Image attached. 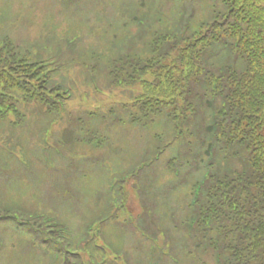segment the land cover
Returning a JSON list of instances; mask_svg holds the SVG:
<instances>
[{
    "label": "trees",
    "instance_id": "trees-1",
    "mask_svg": "<svg viewBox=\"0 0 264 264\" xmlns=\"http://www.w3.org/2000/svg\"><path fill=\"white\" fill-rule=\"evenodd\" d=\"M11 1L0 0V199L28 172L26 163L45 167L43 136L54 123L74 128L51 148L58 154L63 149L69 162L83 163L62 167V176L72 184L96 171L99 179L95 198L84 197L81 187L62 191L74 206L59 216L65 231L55 249L60 242L75 248L67 243L63 252L45 251L38 242L34 247L47 255L29 264H264V0H67L79 27L67 12L66 31L54 24L57 33L23 42L14 28L24 15L6 12ZM84 1L102 6L95 11L103 18L93 15L91 22L76 8ZM99 31L107 34L100 48L112 49L106 83L98 76L102 52L91 50L89 58L72 61L64 53L83 43L99 47L86 40ZM73 61L84 67L83 78H95L85 85L101 93L118 87L113 98L82 95L73 101L77 86L65 75ZM29 121L40 126L33 140L18 133ZM121 131L124 145L118 141ZM17 135L36 148L31 151ZM135 138L139 148L129 147ZM73 142L82 143L81 151L68 149ZM116 147L117 164L98 161L96 150ZM134 167L140 186L133 188L143 207L132 223L141 227L136 238L142 243L131 254L129 244L110 237L121 227L118 217H130L114 199L121 173ZM108 172L120 177L106 180ZM180 192H186L183 202L168 205L166 199ZM81 201L93 212L79 213L86 219L77 228L65 217L77 214ZM7 207L0 204V220L13 216ZM15 209L29 219L27 233H38L32 220L42 212ZM81 243L90 261L80 254Z\"/></svg>",
    "mask_w": 264,
    "mask_h": 264
},
{
    "label": "rangeland",
    "instance_id": "rangeland-1",
    "mask_svg": "<svg viewBox=\"0 0 264 264\" xmlns=\"http://www.w3.org/2000/svg\"><path fill=\"white\" fill-rule=\"evenodd\" d=\"M9 1V0H8ZM7 3V2H6ZM67 0H12L6 6L7 13L13 12H22L24 17L22 20L19 21V25L17 28H14V33L18 37L20 42H23V39L31 38L35 39L49 30H53L57 33L54 28V24H57V28L60 29V33H63L67 23L65 22L64 15L67 14L70 17V23L74 25V27H79L80 18H73L71 16V11L67 6ZM102 6L96 5L93 1H84L83 4L80 3L76 8L81 9L83 8L84 14L88 16L90 21L93 20V15L96 19H102L103 15L100 11H95L100 9ZM75 8V6H74ZM57 17V18H56ZM50 26L53 29H50ZM108 32V31H106ZM89 43H93L96 46H87L83 43V46H76L73 49L65 50V58L69 61H72L73 58H76L78 55L89 58L90 51L94 50L96 52H102L103 55L99 59L100 65L98 73L99 78L103 83L111 80L110 69L111 66L108 65V59L110 54L112 53L111 46L100 48L106 45L107 34H104L102 31H99L97 37L87 36L86 39ZM69 67L65 71V75L68 76V79L75 83L77 86V91L74 93L75 100L76 96L81 97L84 95L85 97L91 99H100L101 101L112 99L115 90L118 87H108L106 88L107 93H101L95 90L93 87L85 85L86 81L91 85L95 83V78H90L84 75V67L82 64H77L73 61ZM62 69V68H61ZM57 71L55 74L59 75L60 71ZM57 70V69H56ZM117 94V93H116ZM118 95V94H117ZM103 101V102H104ZM44 121V120H41ZM38 123L28 122L27 126L22 129L18 130L19 134L25 135L27 138H31L33 140V136L39 132L40 126L37 125ZM18 138L21 135H17ZM22 137V136H21ZM24 137V136H23ZM46 139L47 148L50 147L51 151L49 153H55L54 150L51 148L52 144L55 145L53 138L48 135L43 136ZM21 142L24 144L30 145L31 151L36 147L33 146V142H28L24 138H19ZM118 141L121 144H126V133L121 131L118 135ZM1 145V143H0ZM82 143L81 142H73L69 145V149L71 152L80 151ZM140 141L139 139L135 138L132 142L129 143V147H136L139 148ZM40 147V146H39ZM117 151V147L113 150L108 149H98L96 150L95 154L98 157V161H100L103 165L111 163L115 161V164L118 162L119 155L115 154ZM65 154V153H64ZM64 154L59 156L55 154L56 157L52 159L54 163L53 167L43 166V169L37 165L35 168L36 172H23L21 179L17 182L15 186H10V191L0 199V204L5 208L6 206L8 209H12L8 211V215L13 216H5L1 218L2 224H0V245L3 257L0 259V264H29L30 261L33 262L34 260H38V257L43 255L46 256L47 253H44L41 249L34 247V244L38 242H44L45 251H54L59 250L63 252L65 247H67V243L74 245L70 242H60L61 246L57 249L56 243L58 241L57 236L63 235L65 231V226L61 225L63 222L60 220L59 216L63 217L65 214L69 213L68 209H70V205L74 206V203L67 202L63 199V190H67L68 187L75 190L77 187H81V189H86L84 197H93L95 198L94 189L97 186L98 182V174L94 171L92 174L84 176L82 181L74 180L72 181V185L70 186L66 179L62 176L64 172L61 169H57V167H66V165H70L73 169L75 165H82V162L77 160H73V162H69L68 159L64 157ZM31 159L33 156L30 154ZM89 157H92L89 155ZM50 158V155H49ZM75 159V157H73ZM51 159V158H50ZM94 165V164H93ZM93 167V166H92ZM112 167H109V170H112ZM71 171V170H69ZM38 178H37V177ZM106 180L110 178V172L106 173ZM104 179V178H103ZM42 192L44 196L40 198H36V194ZM59 194L62 195L60 199ZM181 193L179 195H182ZM177 194L174 196V199L177 198ZM60 199V200H59ZM5 203V204H4ZM58 205V206H56ZM127 208L132 209L133 215L139 218L140 209L137 202L131 199V202L125 203ZM23 208V209H31L37 208L40 215L35 218L34 223H36V227H38V233H27L29 219H26L24 216H21L16 212L15 208ZM78 208V213L74 214L73 217L65 219L72 224L74 227L80 226V223L83 224L85 217H81L78 215L79 213H87L89 215L92 214L93 211H88L87 209H91V206H83L82 201ZM87 208V209H86ZM60 210V212L55 210ZM141 220V217H140ZM15 226L16 228H12ZM117 233V234H116ZM29 235L30 238H24L26 235ZM137 231L134 230L130 232L128 229L123 228L122 226L120 229L115 230L113 235H111L110 240L116 243H122L121 245L129 244V251L131 254V248L139 251L138 247L141 246L142 242L137 240ZM1 239L3 240V244H1ZM131 242V243H128ZM75 248V245H74ZM80 253L89 254L90 252L80 245Z\"/></svg>",
    "mask_w": 264,
    "mask_h": 264
}]
</instances>
